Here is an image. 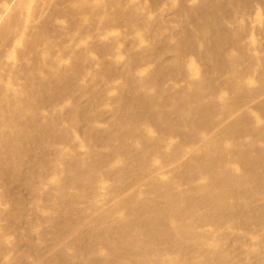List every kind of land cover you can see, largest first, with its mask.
<instances>
[{
  "label": "bare ground",
  "instance_id": "6f19581e",
  "mask_svg": "<svg viewBox=\"0 0 264 264\" xmlns=\"http://www.w3.org/2000/svg\"><path fill=\"white\" fill-rule=\"evenodd\" d=\"M14 263L264 264V0L0 13V264Z\"/></svg>",
  "mask_w": 264,
  "mask_h": 264
},
{
  "label": "rangeland",
  "instance_id": "374dc122",
  "mask_svg": "<svg viewBox=\"0 0 264 264\" xmlns=\"http://www.w3.org/2000/svg\"><path fill=\"white\" fill-rule=\"evenodd\" d=\"M2 1H3V2L0 1V13H1L2 11H7V10L11 7V5L14 4V3L16 2V0H15V1H13V0H2ZM71 10H72V9H71ZM71 10H70V11H71ZM72 11H74V10H72ZM72 11H71V12H72ZM72 15H73V16H72L71 19H73V20H72L73 24H71L70 26L73 25V27H76V26L78 27V26H80V25L82 24V22H83L82 20H84V19H85L84 17H86V15H84V16L82 15L83 17H81V15H80V16H77V15H76V16H77V20H79V21H77V20L75 21L76 16H74V14H72ZM78 17H81V19H80V18L78 19ZM21 18H22V19L24 18V14L21 15ZM83 18H84V19H83ZM86 18H87V19H85V20H86L87 22H88V21H91V20H89L88 17H86ZM66 19H68V18H66ZM65 21H67V20H65ZM65 21H64V22H65ZM86 21H84L83 23L86 24ZM67 22H68V21H67ZM67 22L65 23V25L68 24ZM78 22H81V24H80V25H74L75 23H78ZM88 23H89V24H88ZM88 23L86 24V26H87V25L89 26V25L92 23V21H91V22H88ZM63 24H64V23H63ZM93 24H94V23H93ZM93 24H91V25L94 26V28H92V26H90V28L95 29V25H96V24H94V25H93ZM65 25H64V27H65ZM82 25H83V24H82ZM70 26H69V27H70ZM64 27H63V28H64ZM66 27H67V26H66ZM73 27H70V28L67 27L68 30H66V32H71V31H72V33H73V31L75 32L76 29H74V30L71 29V28H73ZM78 28H79V27H78ZM90 28H89V29H90ZM64 29H65V28H64ZM89 29H87V31H89V32H90V31H93L94 34L97 32V31H94V30H91V29L89 30ZM69 30H70V31H69ZM77 32H78V31H77ZM77 32H76V34H77ZM58 40L62 41V43H64L65 45H70V44H71V40H70V39L68 40V38H67V39H66V38H65V39H64V38H60V39H58ZM38 48H40V47H38V46L35 47V49H38ZM115 94H116V92H115ZM106 116H107V115L103 116L102 118H104V117H106ZM108 117H109V116H108ZM108 117L104 118V121L107 120ZM102 118H100V121L103 120ZM108 119H109V118H108ZM107 121H108V120H107ZM103 125H105V123H104ZM105 126H106V125H105ZM14 264H15V263H14Z\"/></svg>",
  "mask_w": 264,
  "mask_h": 264
}]
</instances>
